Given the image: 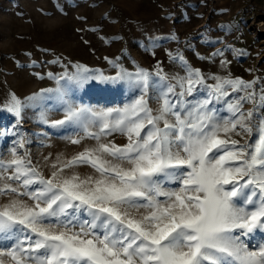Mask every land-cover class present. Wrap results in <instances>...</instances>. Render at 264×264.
Masks as SVG:
<instances>
[{
    "label": "snow or ice",
    "instance_id": "6c2138e0",
    "mask_svg": "<svg viewBox=\"0 0 264 264\" xmlns=\"http://www.w3.org/2000/svg\"><path fill=\"white\" fill-rule=\"evenodd\" d=\"M168 56L183 75L169 76L159 63L149 72L109 61L117 68L111 76L75 64L73 72L47 74L55 89L23 100L10 93L4 110L17 123L26 107L55 99L64 115L51 125L81 129L72 144L96 145L58 158L47 178L15 147L0 161V195L16 197L0 206V264H264V242L250 250L241 239L259 233L264 241V87L202 73L179 52ZM95 82L126 88L129 102L71 101L73 86ZM40 119L49 122L44 113ZM116 132L126 143L101 142ZM77 165L95 175L65 174Z\"/></svg>",
    "mask_w": 264,
    "mask_h": 264
},
{
    "label": "rangeland",
    "instance_id": "374dc122",
    "mask_svg": "<svg viewBox=\"0 0 264 264\" xmlns=\"http://www.w3.org/2000/svg\"><path fill=\"white\" fill-rule=\"evenodd\" d=\"M218 50L222 56L213 55ZM169 52L183 54L205 74L230 73L245 81L256 80L259 92L264 87V0H0V161L11 159L15 147L18 155L27 153L47 178L58 158L64 161L96 145L90 138L72 144L69 137L83 135L81 129L51 125L64 115L55 99L26 107L17 123L4 110L10 93L23 100L41 89H55L57 81L47 74L59 75L65 66L73 72L75 64L111 76L117 68L109 61L128 71L138 65L149 72L159 63L169 76L183 75ZM221 60L229 62L226 68L221 67ZM98 83L73 86L71 101L92 108L122 107L129 102L126 88L103 89ZM158 106L157 100H149L153 110ZM250 107L244 104L245 109ZM41 113L48 123L41 121ZM233 138L244 142L239 136ZM109 141L124 144L126 138L119 132L101 138V142ZM72 173L81 178L95 175L88 165L65 170V174ZM14 198L13 194L0 195V206ZM21 199L31 203L27 197ZM83 218L88 217L84 214ZM241 239L250 250L264 242L259 233Z\"/></svg>",
    "mask_w": 264,
    "mask_h": 264
}]
</instances>
